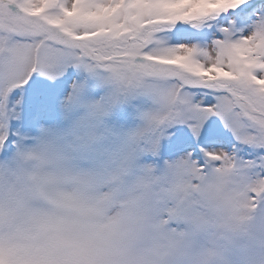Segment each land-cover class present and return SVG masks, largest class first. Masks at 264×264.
Segmentation results:
<instances>
[{"label":"snow or ice","instance_id":"snow-or-ice-1","mask_svg":"<svg viewBox=\"0 0 264 264\" xmlns=\"http://www.w3.org/2000/svg\"><path fill=\"white\" fill-rule=\"evenodd\" d=\"M97 99L145 160L264 194V0H0V148Z\"/></svg>","mask_w":264,"mask_h":264},{"label":"clouds","instance_id":"clouds-1","mask_svg":"<svg viewBox=\"0 0 264 264\" xmlns=\"http://www.w3.org/2000/svg\"><path fill=\"white\" fill-rule=\"evenodd\" d=\"M115 109L66 104L0 148V248L15 264H264V194L215 166L145 160Z\"/></svg>","mask_w":264,"mask_h":264}]
</instances>
